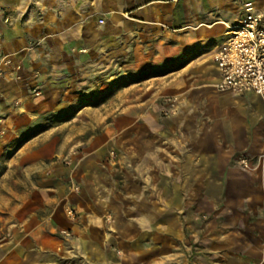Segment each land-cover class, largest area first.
<instances>
[{
	"label": "crops",
	"instance_id": "1",
	"mask_svg": "<svg viewBox=\"0 0 264 264\" xmlns=\"http://www.w3.org/2000/svg\"><path fill=\"white\" fill-rule=\"evenodd\" d=\"M250 12L264 14V0L64 6L67 27L48 61L53 75L63 72L67 92L106 74L118 80L119 72L146 70L156 75L129 85L157 81L158 91L124 108L69 170L79 193L61 185L27 200L20 228L9 240L0 235V264H264V96L218 91L213 61L228 27ZM1 31L0 58L11 65L0 73V113L38 71V60L22 51L20 29ZM165 97L175 110L160 118Z\"/></svg>",
	"mask_w": 264,
	"mask_h": 264
},
{
	"label": "rangeland",
	"instance_id": "2",
	"mask_svg": "<svg viewBox=\"0 0 264 264\" xmlns=\"http://www.w3.org/2000/svg\"><path fill=\"white\" fill-rule=\"evenodd\" d=\"M77 2L55 0V5L46 7L35 0L19 7L0 0V41L3 28L20 29L22 51L38 60V71L25 82L23 96L7 97L6 110L0 113V235L8 240L24 221L20 212L27 200L37 192L63 185L67 193H79L80 185L69 170L78 164L89 145L118 121L124 108L154 98L158 91L157 81L145 87L129 85L156 75L146 70L119 72L118 80L106 74L89 81L81 90L67 92L63 72L53 75L50 69L48 53L67 27L61 22L64 6H75ZM0 61L1 73L11 60L6 56ZM168 99L173 101V108ZM163 103L166 106L160 118L173 116L174 98L165 97ZM107 157V162H114L116 153L108 150ZM59 206L70 221H76L78 216L70 205L65 206L61 200ZM43 210L36 213L42 214Z\"/></svg>",
	"mask_w": 264,
	"mask_h": 264
},
{
	"label": "built area",
	"instance_id": "3",
	"mask_svg": "<svg viewBox=\"0 0 264 264\" xmlns=\"http://www.w3.org/2000/svg\"><path fill=\"white\" fill-rule=\"evenodd\" d=\"M213 61L220 74L218 91L264 96V14L247 13L229 26L228 38ZM168 102L173 108V101ZM246 162L241 161L244 167Z\"/></svg>",
	"mask_w": 264,
	"mask_h": 264
}]
</instances>
